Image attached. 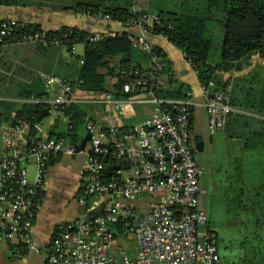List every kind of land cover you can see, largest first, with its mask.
I'll return each mask as SVG.
<instances>
[{"label":"built area","instance_id":"built-area-1","mask_svg":"<svg viewBox=\"0 0 264 264\" xmlns=\"http://www.w3.org/2000/svg\"><path fill=\"white\" fill-rule=\"evenodd\" d=\"M105 18L111 19L109 14ZM29 22L1 18L0 48ZM128 24L141 30L140 35L129 34L134 47L151 54L150 69L136 72L137 77L128 84L129 89L137 91L134 95L120 98L112 92H93L81 97L71 79L50 74L44 75L45 94L32 99L33 103L57 109L65 120V110L73 104H102L116 115L135 104L155 105L153 116L133 130L104 129L88 121L89 154L77 196L86 207L85 213L63 225L58 235L43 246L34 235V226L48 166L62 155L75 154L76 144L67 138H32L31 130L41 133L43 129L28 114L16 118L13 125L0 116V244H7L14 258L42 252L44 264H223L217 236L209 228V214L200 200L205 169L192 143L196 101L190 92L184 99H161L152 90L164 84V57L147 38L152 33L164 36L157 31L160 16L143 12ZM107 35L96 32L88 39L101 40ZM68 37L67 32L54 37L46 30H37L26 32L21 40L67 49ZM75 46L67 49L66 55L73 54ZM202 95L210 131L224 129L234 110L230 87L213 91L202 85ZM32 164L33 176L29 170ZM109 164L114 167L110 178L106 176ZM91 197L97 199L90 205ZM119 224L121 236L116 231ZM128 235L137 242L135 257L117 243Z\"/></svg>","mask_w":264,"mask_h":264},{"label":"crops","instance_id":"crops-1","mask_svg":"<svg viewBox=\"0 0 264 264\" xmlns=\"http://www.w3.org/2000/svg\"><path fill=\"white\" fill-rule=\"evenodd\" d=\"M88 1L92 0H21L20 5L0 4V19L12 17L28 20L39 24L44 30H56L62 26H73L89 33L110 34L127 31L129 34H141V30L137 26L107 19L102 11L91 14L81 8H74L79 2ZM167 2L168 6L162 7L160 0H134L132 10L156 14L160 10L188 12L190 8L194 9L198 0H178L176 6H174V3ZM213 25L210 54L217 63L221 59L224 23L220 20L214 22ZM218 36L219 41L217 42L216 38ZM147 38L153 47H159L162 50V54L165 55V64L167 65L169 62L171 74L163 73L164 85H169L171 75L175 80L190 86L189 92L193 94L196 101L192 112V137L195 128L199 129L198 133L200 134L194 138L198 139V142L202 141L201 148L198 147L197 150L203 152L206 149V140L201 136V133H205V130L209 127V119L203 105L202 84L197 73L186 59L184 52L165 36L152 33L148 34ZM81 44V52L78 49L79 43L75 46L73 54L66 55L67 49L62 45H45L36 41H6L0 48V112L3 114L0 116L3 119L4 116H8L10 118L8 122L12 118L16 120V110L20 109L22 103H30L34 98H21L20 93L30 87L31 89L45 90L44 75L58 74L72 79L75 69L73 67L74 55H81L84 52V44ZM121 58L122 56L116 57L111 66ZM216 75L222 86L230 87V100L234 110L230 113L224 129L211 132L213 139L217 135L226 144L236 147L235 150L243 156L244 162L234 165L235 170L246 172L247 177L244 180L241 179V183L248 185L249 188L264 185V53L254 52L245 60L235 62L228 67L218 68ZM107 82L108 86L112 87L116 82V77L108 75ZM92 93L76 88V94L81 97L89 96ZM136 105L140 108H137ZM103 107L106 108L107 106L103 105ZM52 109L54 108L51 107ZM104 113V124L98 125L88 113L86 117L88 121L93 122L99 128H121L127 124L134 126L135 129L145 119L153 116L155 105L152 103L135 104L120 115L121 117L112 112L110 108L104 109ZM49 114L50 112L46 116ZM46 116L38 121L43 132L40 133L34 130L36 134L32 138L39 139L47 136L49 128L57 118L51 119L48 126L44 127L42 121ZM58 117H60V114ZM64 121L67 120L64 119ZM86 134L87 130L84 137ZM81 141L75 144L78 145ZM0 142L2 146L1 138ZM88 154L86 143L84 150L73 155H62L54 164L48 166L42 203L34 226V235L41 246L47 244L53 234L59 232L63 225L85 213L86 207L78 202L77 196L83 184L82 173L87 164ZM61 162H64V165L61 174L57 172L59 178L56 179L51 168ZM210 164H212V161ZM203 167L205 169V166ZM33 175L34 173L31 174V176ZM202 191L203 195L205 193L203 187ZM74 199L77 201L74 202ZM200 200L202 202V199ZM245 222L249 226L246 225L245 232L242 231L243 237L240 240V247L241 252L245 248L247 249V258L245 259L240 252L234 260V264H264V261L261 262L259 258L260 252H264V216L259 218L250 216L240 221L243 225ZM260 222L263 224L262 226H259ZM0 245L4 246L2 247L3 252L6 249L11 250L7 244L2 243ZM26 255L20 258H10L22 261ZM135 256L136 252L131 257ZM21 261L19 264L23 263ZM44 262L45 255L43 253L40 264H44Z\"/></svg>","mask_w":264,"mask_h":264},{"label":"trees","instance_id":"trees-1","mask_svg":"<svg viewBox=\"0 0 264 264\" xmlns=\"http://www.w3.org/2000/svg\"><path fill=\"white\" fill-rule=\"evenodd\" d=\"M0 4L20 5L21 0H0ZM133 5L134 0H92L79 2L74 8H81L91 14L102 11L103 14H109L112 20L129 25L131 19L146 12L133 11ZM157 14L161 18V25L157 31L163 32L170 42L184 52L186 59H190L201 84L209 86L213 91L224 87L218 82L216 75L218 68L245 60L254 52L264 53V0H198L194 9L190 8L188 12L160 10ZM220 20L224 23V36L221 59L216 63L210 54L213 40L212 27L214 22ZM37 30L44 29L39 24L29 22L8 40L19 41L26 32ZM46 31L49 36L54 37L69 33L68 50L72 49L73 44H84L83 54L74 55L73 60L75 69L71 80L78 89L89 92H112L117 97L128 98L137 92L128 87V84L137 77L136 72L150 69L151 54L134 47L127 31L110 33L104 39L95 41L88 39L92 33L73 26H62L56 30ZM154 50L165 56L159 47H154ZM118 56L122 58L111 66ZM170 70L168 62L167 65L165 64L164 72L169 74ZM108 75L116 77L112 87L108 86ZM169 79L168 86L160 84L152 87L154 94L161 99L186 98L190 86L175 80L171 75ZM44 94V89L30 87L24 89L20 97L37 98ZM163 106L167 107L165 104ZM43 109L49 110L51 107L33 102L22 103L20 109L16 110V118L28 114L33 122H38L39 114ZM0 115L3 114L0 112ZM64 115L68 117L67 121L61 116L57 117L49 128L47 136L67 138L74 143L80 142L87 130V111L82 104H73L65 110ZM9 119L8 116H4L5 121ZM133 127L125 124L119 129L133 130ZM35 134L34 130H31L30 136L34 137ZM56 161L57 159L50 164ZM109 161L113 162V159ZM112 174L111 171H106L108 178ZM239 189L237 207L248 216L263 217L264 185L252 188L242 185ZM244 225H247L246 222ZM262 225L260 222L259 226ZM116 231L118 236L123 235L122 225H117ZM57 235L58 232H55L52 238ZM259 258L260 261H264V252H260Z\"/></svg>","mask_w":264,"mask_h":264},{"label":"rangeland","instance_id":"rangeland-1","mask_svg":"<svg viewBox=\"0 0 264 264\" xmlns=\"http://www.w3.org/2000/svg\"><path fill=\"white\" fill-rule=\"evenodd\" d=\"M176 3L178 0H160L161 6H168ZM219 41V36L216 38ZM79 51H82V44L78 46ZM106 72V70H102ZM87 97V96H86ZM82 107L87 111L88 115L98 125L104 124L103 116L105 115L102 104L95 103H83ZM137 108L140 106L136 105ZM104 108V109H103ZM111 111V110H110ZM100 112V113H99ZM113 112V109H112ZM59 112L57 109H52L50 114L42 121L44 127H47L51 119L57 118ZM119 117H121L118 114ZM221 130V129H220ZM199 129L195 128L193 137H196ZM220 134V133H218ZM206 140V149L197 151L196 156L199 163L205 166V173L201 178V185L204 188L201 206L207 212L211 211V226L217 230L218 248L222 258L223 264H234V260L238 257L241 252L240 240L242 239V231L245 232L246 225L240 223L241 219L250 217L246 215L242 209L237 207V194L240 191V187L243 185L249 188L248 185L243 184L240 180H244L247 177L246 172L237 171L234 169V165L244 162L243 156L240 155L236 147L228 145L217 135L213 139V135L209 127L205 130V133H201ZM215 136V135H214ZM2 157V146L0 142V159ZM212 161V164H210ZM64 162L53 165L51 171L54 173V178L58 179V174H61ZM30 173L33 174L35 171V165L29 166ZM247 180V179H246ZM207 191V192H206ZM76 202L77 200H73ZM249 225H247L248 227ZM117 243L121 245L130 256H134L137 251V242L132 235H128L123 238H119ZM3 245H0V264H19L21 260L11 259V250L6 249L2 251ZM242 255L247 258V249L242 250ZM11 257V258H10ZM22 264H40L43 257L41 252H32L29 255L24 256ZM262 262V261H261Z\"/></svg>","mask_w":264,"mask_h":264},{"label":"water","instance_id":"water-1","mask_svg":"<svg viewBox=\"0 0 264 264\" xmlns=\"http://www.w3.org/2000/svg\"><path fill=\"white\" fill-rule=\"evenodd\" d=\"M47 113H48V110L43 109V110L40 112V114H39L38 121H41V120L46 116ZM14 122H15V118H12V119L10 120V125H13ZM27 137H28V135H27ZM90 137H91V133H90V132H87L86 136H85L84 139L81 141V143L78 144V145H76V152H79V151H82V150L85 149V147H86V143H87V141L90 139ZM201 144H202V141H199V142H198V147H200ZM200 148H201V147H200ZM200 148H199V149H200ZM107 160H108V155H106L105 158H104V161H105V162H107ZM107 168H108L109 171H112V169H113L114 167H113L112 165L109 164ZM95 199H97V197H91L90 200H89V204L91 205V204L94 202Z\"/></svg>","mask_w":264,"mask_h":264},{"label":"flooded vegetation","instance_id":"flooded-vegetation-1","mask_svg":"<svg viewBox=\"0 0 264 264\" xmlns=\"http://www.w3.org/2000/svg\"><path fill=\"white\" fill-rule=\"evenodd\" d=\"M192 143L194 144L195 149H197L198 148V139H195L194 137H192ZM208 214H209V224H208L209 228L216 234V236H218L216 228L211 226V220H210L211 219V211H209Z\"/></svg>","mask_w":264,"mask_h":264}]
</instances>
